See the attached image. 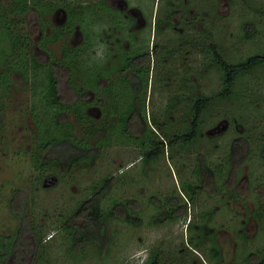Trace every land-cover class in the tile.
<instances>
[{"label":"rangeland","instance_id":"rangeland-1","mask_svg":"<svg viewBox=\"0 0 264 264\" xmlns=\"http://www.w3.org/2000/svg\"><path fill=\"white\" fill-rule=\"evenodd\" d=\"M123 1L0 0V248L20 224L10 206L13 191L20 188L18 197L23 194L27 199L36 224L49 228L42 256H48L50 263L57 258L56 264H143L156 249L167 264H211L193 249L197 248L190 238L194 229L187 228L192 219V223H204L200 213L210 210L208 224L216 228L222 261L248 264L247 255L264 245V219H255L264 202V67L239 77L232 98L206 109L194 142L166 145L146 169L137 159L145 146L123 134L120 117L137 96L144 98L146 126L152 123L162 135L163 130L171 135L186 130L192 88L203 94L219 88V75L209 68V42L214 41L232 60L264 51V0H125L126 6ZM60 7L65 14L58 13ZM134 7L144 22L130 15ZM170 10L177 12L172 24L158 28L157 21L164 20ZM246 21L257 27L249 39L241 35ZM36 24L39 32L28 31ZM98 41L107 47L106 60L99 64L91 61ZM155 43L157 52L152 51ZM29 51H41L45 61L32 65ZM145 51L148 62L129 61ZM20 57L27 64L32 62L27 74L22 68L12 70ZM53 62L70 66L68 77L60 75L58 85L59 101L69 103L67 109H54L48 103L47 75ZM130 74L143 79L145 87L138 93L130 87ZM73 87L83 91L84 99L67 102ZM170 97L174 99L169 101ZM239 135L248 138L251 150L245 160L231 166L234 198L227 196L226 188L216 194L202 191L195 203L186 202L184 214L180 172L184 178H196L199 154L211 166L226 165L231 140ZM60 141L89 156H76L77 161L64 171L53 165L38 167L34 156H54L63 150V145L57 150L53 146ZM44 144L49 146L39 150ZM171 153L176 156H168ZM123 169L127 183L115 178L104 193V202L112 197L136 199L144 223L136 226L111 219L106 223L112 237L107 252L105 247L97 253L94 244H83L77 249L82 258H63L59 247L63 240L52 229L59 225L56 215L72 211L78 201L98 189L101 179L118 176ZM177 202L183 213L179 219L147 223L156 216V205L167 208L168 203ZM242 226L245 236L239 234ZM206 244H211L210 239ZM41 258L35 264H44Z\"/></svg>","mask_w":264,"mask_h":264},{"label":"trees","instance_id":"trees-1","mask_svg":"<svg viewBox=\"0 0 264 264\" xmlns=\"http://www.w3.org/2000/svg\"><path fill=\"white\" fill-rule=\"evenodd\" d=\"M174 13H177L176 10L168 11V14L164 20L162 18L160 19L161 21H157V27L166 28L167 26L171 25V17ZM28 31L31 32V26L28 28ZM256 32L257 27L253 21L244 22L241 31V35L244 39L254 37ZM158 48L159 45H157V43L152 45V51L157 52ZM207 50L210 54L209 68L215 69L219 75V88L209 94L196 93L197 87L192 88V94L188 96L190 103V113L188 116V128L186 130L174 133L173 135L168 134L167 131L163 130L162 132H164V134L162 135L160 132H157L155 129H153L154 126L152 123L151 125L153 127L151 125L146 126L145 116L143 117L142 113L145 110L144 98L140 99L137 96H135L133 102L125 111V113L121 115L120 125L123 134L130 139L137 140V143L140 142V146H145L140 156L137 157V159H140L144 162L145 169L146 164H150L159 153H164V148L166 145L170 147L175 142H194L200 131V125L206 109L211 107L216 101L218 102L219 100L232 98L236 92L237 80L239 77L264 67V51L256 50L248 52L245 57L238 60H232L224 56L214 41L209 42ZM31 52L32 51H29V56L33 60L32 65H36V63L45 61L43 53L36 51H33L32 53ZM148 56L149 53L145 51L143 55L137 56L136 54L134 57L130 58L129 61L135 65L140 64L141 62L146 63L147 58L150 57ZM28 60L31 59L28 58ZM30 62L31 61H28V65L27 62L23 61L20 57L18 58V65L14 66L12 70H14V68L15 70L22 68L24 73L27 74L29 71L28 69L32 66L30 65L32 62ZM59 68L64 69V71L67 73L64 71L57 72ZM67 69H70L69 65L65 63L58 64L53 62L47 75V85L49 96L51 97L48 103L50 106L54 107V109L56 107L60 109H67L69 106V103L59 101L60 95L58 87L61 80L60 75L64 73L68 77L69 73ZM128 77L131 85L130 87H133L132 90L135 93H138L142 87H145L142 78L138 79L135 75L132 76L131 74ZM72 90L75 93H73V95L71 94L72 99H70L71 101L67 102L74 103L78 100L81 101V98L84 99V93H82L83 91L76 90L74 87ZM75 94L76 96H74ZM76 97L77 100H75ZM172 99H174V97H170L169 101ZM151 118L153 121L158 120L154 114H152ZM57 139L59 138H55L53 141H56ZM48 144H44L38 147V149L43 150L49 146ZM61 145H63V150L59 149L56 154H52L54 156H45L42 158L39 156L38 158L37 156H34V163L40 168H44L46 165H53L59 170L64 171L67 170L66 168H70L69 166H73L74 162L77 161L76 156H89L80 149L78 150L75 146H70L62 141L54 144L53 146H55V149L57 150V147ZM250 150L251 144L247 137L239 135L235 136L231 140L230 150L225 160L227 171L226 174L224 173L225 177L223 176L224 178L220 182L218 180L219 175L222 173V168H226V165L224 164L223 166L221 164H216L215 166H211L206 157H204L202 154L196 155L195 160L197 161V164L194 172H196L197 179L195 177L194 179L184 178L183 173L181 174L180 172V176L182 178L180 181L182 188L181 192L185 197V201L182 203L184 206V214H186L187 211L186 202L195 203L196 197L202 191L208 194H216L220 192L222 188H226L227 196L234 198L235 186L232 178L233 175H231V166L233 167L235 163L245 160V158L249 155ZM79 152H82L83 154ZM168 156L173 157L176 155L171 153ZM182 166L183 163H181L180 169ZM144 168L142 172L144 171ZM177 169L179 171V166H177ZM123 171L124 169L121 171V173H119L118 176L109 175L106 178L101 179L99 181L98 189L93 191L81 201H78L75 208H72V211L69 209L56 215L57 218L55 223L59 222V225L52 229L56 231L55 237H60L63 240V243L60 244L61 246L59 245L61 251L63 252V258L66 259L67 257L73 260L82 258L81 252L79 251L77 253V249H81L83 244H94L97 246V253H101L104 247L105 252H107L112 237L108 236L106 223L111 219H116L120 222L133 224L136 226L144 223L143 218L139 215V203L136 199L123 200L118 197H112L111 201L109 200V202H104V193L111 188L115 178L117 181L122 180L123 183L126 182V179L122 177ZM19 189L13 191L14 194L12 195L10 206H12L13 213L19 216L20 224L17 227L14 236L2 244V247L0 248V251L2 252L0 254V264H35L37 259L40 257H42L41 261L42 259L45 261L44 264H56L55 261H58L57 258H52L50 263L47 258L48 256H42L47 248V244L44 243L46 242L45 230L49 228H45V226L43 227L36 224L34 218L37 216L35 217V214L33 215L31 213V215L30 212H28V201L23 194L21 198L18 197L19 191L22 190ZM161 200L162 199H157V203L163 204V200ZM167 205V208H162L161 205H156V216L153 217V219H150L147 223L152 224L154 222L164 220L165 217V219H179L181 215H183L180 209L181 203H168ZM15 208L17 210H14ZM211 214L212 211L210 210L200 213L201 217L206 218L204 219V223H192V219L187 224V228L189 227L190 230L194 229V232L191 233L190 238L197 248L193 249L199 250L201 253H203V255H205L206 258L210 260L211 264H226L221 259L220 246L216 241V236L214 233L216 228L208 224V221L212 218ZM156 217L159 220H157ZM30 218H32V222L29 221L31 220ZM255 219L257 221L264 219V202H262L258 208L257 214H255ZM47 221L48 220H46V222ZM243 232L242 226L240 228L239 234L241 236H245ZM52 239H49V241ZM208 239H210L211 244H206L204 247L205 241ZM75 253L77 255H75ZM246 260L248 261V264H264V245L257 252L249 253L246 257ZM143 264L167 263L160 258L159 252L156 251V249H152ZM227 264L234 263L232 262Z\"/></svg>","mask_w":264,"mask_h":264},{"label":"clouds","instance_id":"clouds-1","mask_svg":"<svg viewBox=\"0 0 264 264\" xmlns=\"http://www.w3.org/2000/svg\"><path fill=\"white\" fill-rule=\"evenodd\" d=\"M98 31V29H96ZM107 47L101 42L94 45V55L91 56V61L97 64L103 63L106 60Z\"/></svg>","mask_w":264,"mask_h":264},{"label":"flooded vegetation","instance_id":"flooded-vegetation-1","mask_svg":"<svg viewBox=\"0 0 264 264\" xmlns=\"http://www.w3.org/2000/svg\"><path fill=\"white\" fill-rule=\"evenodd\" d=\"M123 4H124V6H126V2H125V0L123 1ZM123 9V8H122ZM59 11H58V13H62V14H65L64 13V9L62 8V7H60L59 9H58ZM129 13H130V15L132 16V17H136L137 16V22L138 23H142V22H144L143 20H141L140 18L142 17V15H141V13H139V11L134 7V8H130V11H129ZM140 17V18H139ZM56 19H58V17L56 18ZM63 19H65L64 17H62V19L60 18V20H62L63 22L65 21V20H63ZM142 22H141V21ZM68 24V23H67ZM69 26V25H68ZM39 29H41L40 28V26L39 25H32V31L33 32H39ZM31 31V33H33ZM36 52H40V53H42L41 51H36ZM72 93H75L73 90H72ZM76 96V95H75Z\"/></svg>","mask_w":264,"mask_h":264}]
</instances>
